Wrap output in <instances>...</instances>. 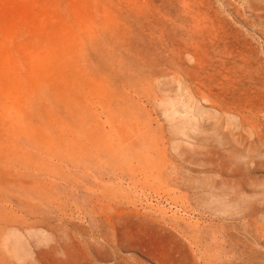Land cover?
<instances>
[{
  "label": "rangeland",
  "instance_id": "rangeland-1",
  "mask_svg": "<svg viewBox=\"0 0 264 264\" xmlns=\"http://www.w3.org/2000/svg\"><path fill=\"white\" fill-rule=\"evenodd\" d=\"M0 264H264V0H0Z\"/></svg>",
  "mask_w": 264,
  "mask_h": 264
},
{
  "label": "bare ground",
  "instance_id": "bare-ground-1",
  "mask_svg": "<svg viewBox=\"0 0 264 264\" xmlns=\"http://www.w3.org/2000/svg\"><path fill=\"white\" fill-rule=\"evenodd\" d=\"M2 64V63H1ZM4 64V63H3ZM6 67V66H5ZM7 95H8V91H7ZM19 95H20V93H19ZM18 94H17V98H18V96H19ZM16 97V96H15ZM20 98V97H19ZM22 98V97H21ZM5 105H7V104H5ZM5 105H4V107H5ZM5 109V108H4ZM7 109V108H6Z\"/></svg>",
  "mask_w": 264,
  "mask_h": 264
}]
</instances>
